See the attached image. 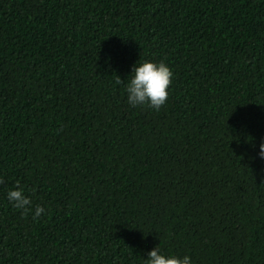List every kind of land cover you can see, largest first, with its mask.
<instances>
[{
  "label": "trees",
  "instance_id": "trees-1",
  "mask_svg": "<svg viewBox=\"0 0 264 264\" xmlns=\"http://www.w3.org/2000/svg\"><path fill=\"white\" fill-rule=\"evenodd\" d=\"M262 138L264 0H0V264H264Z\"/></svg>",
  "mask_w": 264,
  "mask_h": 264
},
{
  "label": "clouds",
  "instance_id": "clouds-1",
  "mask_svg": "<svg viewBox=\"0 0 264 264\" xmlns=\"http://www.w3.org/2000/svg\"><path fill=\"white\" fill-rule=\"evenodd\" d=\"M129 79L124 83L127 103L132 106H150L158 110L168 98V88L173 72L163 61L137 59L130 66ZM256 155L264 159V138L259 141ZM6 199L12 207L24 213L32 211L34 216L41 215L45 209L42 206L33 208L32 201L21 187L9 188ZM143 264H193L187 253L177 255L160 250L158 244L147 251Z\"/></svg>",
  "mask_w": 264,
  "mask_h": 264
}]
</instances>
